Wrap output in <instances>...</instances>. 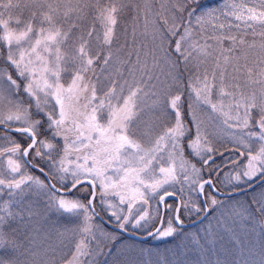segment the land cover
<instances>
[{
  "label": "snow or ice",
  "instance_id": "snow-or-ice-1",
  "mask_svg": "<svg viewBox=\"0 0 264 264\" xmlns=\"http://www.w3.org/2000/svg\"><path fill=\"white\" fill-rule=\"evenodd\" d=\"M0 264H264V0H0Z\"/></svg>",
  "mask_w": 264,
  "mask_h": 264
}]
</instances>
